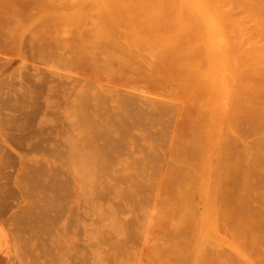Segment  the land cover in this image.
<instances>
[{"label":"rangeland","instance_id":"1","mask_svg":"<svg viewBox=\"0 0 264 264\" xmlns=\"http://www.w3.org/2000/svg\"><path fill=\"white\" fill-rule=\"evenodd\" d=\"M64 1L79 0H0V64H5L0 65V264H264V133L231 135L229 144L211 147L190 142L191 128L198 124L182 94L171 99L170 93L177 90L173 87L165 88L171 91H164L166 98L151 94L149 85L140 76L133 78L120 63L117 70L102 69L103 55L107 58L103 49L89 50L100 64L86 60L84 17L78 15L81 24ZM60 11L64 15H58ZM126 89L139 106L133 116L130 109L135 106L127 108L132 116L127 122L118 114L123 108L116 101L121 93L129 96ZM139 94L169 98L170 106L177 105L176 113L173 109L154 123ZM249 100L264 111L263 92L261 97L236 99ZM99 115L111 117L112 124L124 123L123 132L110 123L111 135L101 129L105 142L100 140L98 129L104 126L98 124ZM236 119L241 120L239 115ZM136 120L143 122L136 126ZM89 125L94 134L100 133L92 134ZM81 129L99 141L94 136L91 141L86 132L88 139L86 134V141L80 139ZM70 135L80 139L72 138L73 147L80 143L79 149L93 151L98 162H89L99 171H92V178L89 172L85 179L79 172L77 176L69 156L67 162ZM118 139L124 141L119 142L121 149ZM81 140L89 146H81ZM99 142L110 158L95 150ZM202 144L210 147V154L194 149ZM179 145L186 154L177 158ZM111 146L124 154L114 155ZM150 150L156 155L142 159ZM187 154L199 169L188 166ZM205 160L210 175H205ZM100 161L104 165H97Z\"/></svg>","mask_w":264,"mask_h":264},{"label":"bare ground","instance_id":"2","mask_svg":"<svg viewBox=\"0 0 264 264\" xmlns=\"http://www.w3.org/2000/svg\"><path fill=\"white\" fill-rule=\"evenodd\" d=\"M65 3L68 4V2ZM59 5L61 6V4ZM68 5L72 9L71 13H73V15H76V17L78 15H83L84 17V31L85 37L87 38H83L84 41H82L84 42L82 46L84 48V53L82 55H85L84 58H86V60L92 62L95 61L96 65L98 63L100 64L101 61L97 62L98 58L96 59V56L93 53L94 49L97 50L96 48L103 49V51L107 54L106 59L111 60L112 57V60L114 62L112 60L111 62L109 60H106L104 58L105 55H103V64L101 63L100 66L102 67V69H110L112 67L111 70H114V68L116 67L115 70H117V67L121 64L123 65V68L125 67L123 70L127 69V72H129L133 78L140 76L142 80H144L145 83L149 85L147 87L148 89H151V94L154 93L160 95V97L163 96L166 98L167 94L164 91H166L165 88L168 87V90L173 87V89L175 88L173 91H175L176 89L179 91L177 92L176 90L175 95V92L172 94V89H170L171 91L167 90L166 92H171V99H173L172 97H181L180 93L182 94L181 98L184 101V105L186 107L191 106L192 108H194L195 111H192L194 112V124H198L196 125L197 127L191 128L192 137L190 138V142L196 143L197 145L199 143H208V145L211 144V147L214 143L217 142H224L229 144L232 139L231 135L235 137H241V134H245L250 131L264 133V120L261 121V113H263L264 111L263 109H261V105L253 100H249L244 103L236 101L237 98L252 99L261 97V92L264 93V0H79L75 1V3L70 2V4ZM68 9L69 7L67 8V10ZM63 13L64 12L60 11L58 15H64ZM78 18L79 16L76 19ZM80 19L82 20V18H79L77 21H79ZM91 46H94L95 48L91 49ZM89 50H93V53ZM104 61H106V64L104 63ZM107 61L110 63H107ZM112 62L115 64L113 65ZM109 64H112V66L110 65L109 67ZM0 65H2V63ZM103 71L104 70H102L101 72ZM126 90L128 91V89ZM160 90H162L164 94H161ZM129 91L127 93H129ZM82 92L85 93L84 90L81 91V94ZM89 94H87L89 97H93ZM117 94L119 95L120 93L118 92ZM124 94L121 93L122 96L116 97V101L117 105L123 108L121 110L125 109V113L128 114L129 110L126 111L127 108L130 109L131 106H135L134 108L139 106L137 105L136 98V105L133 104L135 102L134 100L131 101V99H133L134 97L131 98L130 93V97L128 96V94ZM139 95L141 96L142 94ZM153 95H151V97H147L150 95L141 97L146 99L148 111L147 109L145 111L152 116L153 120L155 121L154 123L157 122V117H159L158 121H161V117L163 115L169 114L171 112L173 113L174 111L176 113V110L174 109L177 106L175 105L176 103L173 104L170 102V106V104H168V102L171 101H168L169 98L167 100L165 99L166 101L163 100V97L158 100L157 96L155 95L156 99H154L155 96L153 98ZM106 96H103L102 98L109 99V97ZM140 96H138V98ZM79 97L83 98L84 96L82 95ZM81 98L79 99L80 101ZM102 98H100V100L98 101H101ZM95 99L94 103L96 104L97 101L95 102ZM103 100L102 104L104 102ZM89 103L91 104V102ZM94 103L92 102V105ZM102 104L101 106H103ZM92 105L89 106H91V108H93L92 110L95 111ZM173 105H175V107L172 108ZM134 108L130 109L133 110L130 111L132 112L130 113L131 115L133 114V112L135 114L138 113L137 108ZM102 110H99V112L101 111V114H103ZM121 110L119 111V113H117L123 116V119H125L123 121L127 122L126 120H128L131 115L128 114V116L125 114L128 117L125 118ZM145 111L144 113L143 111L140 113H143L144 115L146 114ZM182 112L183 107L179 105L177 115L180 116ZM100 115L98 117L100 118L98 120L100 123L98 124H101V126L103 125L104 127L99 128L100 130L98 129V131L101 132L102 129L103 131L105 130L107 134V131L110 132V129L112 128V123L109 122L112 120V118L109 116V119H111L109 120L107 116L104 115L103 118V115L101 117ZM238 115L241 120L236 119ZM86 117H88V114ZM118 117L117 119H119L121 123L122 118ZM89 118H91V116ZM105 118L108 121H105ZM114 119L116 120V117H114ZM95 120H97V118ZM100 120H104L103 123L107 122L110 128L108 129L109 126L105 127L107 125H104ZM12 121L11 123L15 124V122L13 123ZM87 121H85V123L88 124ZM136 121L137 126L138 121L140 120ZM96 122L97 121H94V123ZM141 122L143 121H140L139 123ZM116 123H113L112 125H117L119 127V130L121 129L120 126L124 125V123H122L121 125L119 123ZM132 123H134V121ZM87 124L85 125L87 126ZM128 125L131 126V124ZM238 126H241V129H239ZM88 129L89 128H87L86 130ZM91 129L93 130V128ZM91 129H89V132H91ZM122 129H124V127H122ZM81 130L82 133H80V139H84L82 135L86 134L87 131L83 129ZM98 131L96 130L95 134L100 133ZM94 132L95 131L93 130V132L91 133L94 134ZM87 134L89 135V137L87 136ZM87 134L86 138L88 137L90 138V140L92 139V136L95 135H92L90 133ZM109 135H111V132L109 133ZM72 136L74 135L72 134ZM72 136L70 135V139L68 138L69 141L67 140L68 143H70V145L67 143V147H71H69L68 149L66 148V150L70 152L67 155L65 154L66 157L68 158L69 156L70 160L72 161H70L68 158L67 162H74L72 164H74V168H76V170H73L72 164L71 168L74 173L75 171H77V176V173L79 172L81 173L79 174L80 177L82 176L84 178L86 176V173L88 174L89 172V175H92L90 176V178H92L93 173L91 172H95V170L97 169L98 172L99 168H94L95 166L91 165L89 161H92V163L96 164L95 162L97 161V159L95 158L93 151L91 152L92 154L89 153L91 155L90 156L83 147V149L80 147L83 150L80 153V151H78L81 150L78 146L80 143L76 144L77 149L73 147V144L71 145L72 138L73 140H75L76 136L78 135H75V137ZM101 136H103L102 132L98 135L100 140L103 139V137ZM145 136L149 137V134ZM96 137L97 135L94 136L95 139ZM99 139L96 140L99 141ZM247 139L248 137L245 136V140ZM152 140H154V138ZM119 142L121 143L122 139L118 141V144L117 142L113 143L114 145H119L117 147L120 148ZM151 143L154 142L151 141ZM81 144V146H84L83 144L85 143H83V140H81ZM97 144H94L95 150L98 151L99 149V151L103 152V155L102 153L101 155L103 156L102 158L105 159V157H107L106 155L109 152H104L100 149V142L98 145ZM188 145H190V143ZM197 145V148H195L194 145V149H198L199 151L204 149V152L206 154L211 152L209 146L208 150L207 147L206 149L204 148V144H202V146ZM106 147L107 146H104V148ZM115 147H110L112 149L111 151L114 152V155L115 152L123 151H120ZM74 148L78 151V153L77 151H73V153L71 152V150H74ZM180 148V153H176L178 154L177 158H179V154H181L182 156L183 154H186L185 149H183L181 146ZM89 149H91V147ZM177 150L179 151V148H177ZM152 151L150 150L149 153H146L144 155L145 157L143 156L142 159L147 158L146 156H148L149 159L150 157L153 158L152 156L156 155V152L154 153V151ZM181 151L183 152L181 153ZM204 152L201 153L204 154ZM65 153H67V151H65ZM65 155L63 154V156ZM97 155L100 156V153ZM109 155H111V153H109ZM109 155L107 158H110ZM190 155L192 156L191 152ZM191 156L187 154V156H184L186 157V159L184 157L182 158H184V160L188 162V166L190 165L189 163H191V165L193 164L194 167L196 164L198 165V163H196V161L195 163L190 162L193 159ZM205 156L207 157V155ZM189 157L191 160H189ZM99 158L101 160V157ZM94 159H96V161ZM104 159H102L103 162L107 161ZM98 164H101V166L104 165L102 164V162L97 163V165ZM77 165L80 166H78L77 168ZM207 165L208 163L205 164V167L209 168L210 165L209 167ZM177 167L178 165L176 166V168ZM179 167L177 168V170L179 169L178 171L182 169L181 165H179ZM189 168L193 170L192 166ZM124 169L128 170V168ZM197 169H199L198 166ZM197 169H194L195 171L193 170L195 174H197L196 172L199 171ZM191 170L190 173L192 172ZM205 171L208 172V174L204 173L205 175H210L209 171L212 172V169L209 168ZM82 173H84V175H82Z\"/></svg>","mask_w":264,"mask_h":264}]
</instances>
